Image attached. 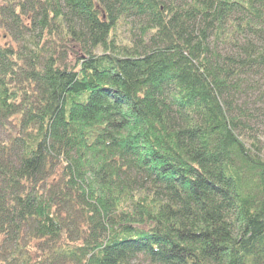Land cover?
<instances>
[{"label": "trees", "instance_id": "trees-1", "mask_svg": "<svg viewBox=\"0 0 264 264\" xmlns=\"http://www.w3.org/2000/svg\"><path fill=\"white\" fill-rule=\"evenodd\" d=\"M0 264H264V0H0Z\"/></svg>", "mask_w": 264, "mask_h": 264}]
</instances>
